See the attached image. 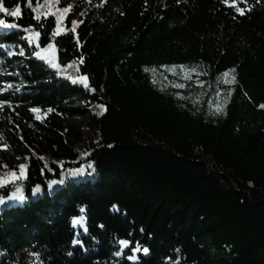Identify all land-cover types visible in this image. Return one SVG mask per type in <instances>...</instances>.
I'll return each instance as SVG.
<instances>
[{"label":"trees","instance_id":"trees-1","mask_svg":"<svg viewBox=\"0 0 264 264\" xmlns=\"http://www.w3.org/2000/svg\"><path fill=\"white\" fill-rule=\"evenodd\" d=\"M3 2L0 264H264V0Z\"/></svg>","mask_w":264,"mask_h":264},{"label":"snow or ice","instance_id":"snow-or-ice-1","mask_svg":"<svg viewBox=\"0 0 264 264\" xmlns=\"http://www.w3.org/2000/svg\"><path fill=\"white\" fill-rule=\"evenodd\" d=\"M220 2L222 4H224L225 6H227L228 8H234L236 13L240 14V15H243L245 13V9L244 8H241V7H238L237 6V0H220ZM25 4L31 9L32 13H33V19H37V17L35 16V12H36V9L35 8H32V0H25ZM70 10L69 7H65L62 9V12L63 13H68ZM23 16V12H22V8L20 5H17L15 7H12L11 9H9L8 7H6L4 5V2L3 0H0V25H6V20L3 18V17H11L17 21H19ZM44 19H47L48 18V14H46L44 17ZM54 22H55V27L54 29L52 30L51 32V38H55V37H59L61 36L62 34H66V29L62 32V28H61V17L60 15H57L54 17ZM78 23H81V22H78L77 20H72L71 21V31L73 33V41L74 43L78 46V47H81L79 45V34L77 32V26H78ZM15 27H17L19 30H24L23 29V26L22 25H19L18 23L17 24H13ZM41 27L43 28V25H41ZM35 37H42V33L41 32H35L34 33ZM28 44L29 46H31L33 44V40L31 38L28 39ZM36 47H40L39 43H36ZM56 48V45L54 42H49L45 48H42L41 51L47 53L48 55L46 56H41V51H35L33 53V57L36 58V57H39L41 58L42 60H45L47 59L49 61V63H51V67L53 66H58L59 65L55 62H53V60L50 58L51 56V53L55 50ZM85 61H84V58H81V63L83 64ZM71 66V65H70ZM176 66H172V68L169 69V71H172L173 68H175ZM192 71H195L194 69H185L183 66H181V72L182 73H185L184 75V79H190L191 76L188 74ZM175 74V73H173ZM227 76V75H225ZM89 77L87 76H82V77H79L78 79L76 80H72V83L73 84H77L78 82L83 84V86L85 88H89L90 85H89ZM227 82V81H226ZM175 87L177 88H184L185 85L184 84H176ZM5 106H7L8 108H12L13 107V102L11 100H4V99H0V108H4ZM100 107L103 109L105 108V105H100ZM260 108L264 109V104H261L260 105ZM40 111V109L36 108V107H32L31 108V112L33 113H36ZM49 112H52L53 110L51 108L48 109ZM216 111H222L221 107L219 104L216 105ZM37 119H39V117H37ZM87 155V154H85ZM28 167L27 165H24V164H21L19 165V168H20V175L23 176L24 175V170L25 168ZM88 168H92V164L89 163L87 165ZM77 171H83V167H77V168H70L68 169V174H73ZM12 175H15L14 173ZM79 223L78 220L76 219H73L72 220V224L75 225ZM81 243V241L79 240H73V244H79ZM130 244V241L127 240V239H120L119 240V245L124 248V247H127L128 245ZM133 252H137L139 251L138 248H133L132 249ZM143 253L144 254H147L149 253V249L147 247H144L143 248ZM115 256L119 257L121 256V252L120 251H116L114 253ZM129 260H132V259H135V257L133 256H129L128 257Z\"/></svg>","mask_w":264,"mask_h":264},{"label":"rangeland","instance_id":"rangeland-1","mask_svg":"<svg viewBox=\"0 0 264 264\" xmlns=\"http://www.w3.org/2000/svg\"><path fill=\"white\" fill-rule=\"evenodd\" d=\"M57 1H61L62 2V4L63 3H65L67 6H69L70 7V9H71V11H72V8H73V6H74V3H75V1H76V3L78 2L79 3V6L80 7H86V4L88 3V2H92V3H95V2H99L100 0H57ZM1 30V29H0ZM169 69L170 68H161L160 70H156L155 71V75H157V72L159 73H162L163 75H162V77L161 78H163L164 80L166 79V78H178V84H183V82L184 81H189L190 79H184V75H185V73H182L181 72V68L180 67H178V68H173L172 69V71H169ZM173 73H175V74H173ZM190 76H191V78H192V76L195 74V72H190V73H188ZM12 156V154H9L8 155V157H11ZM12 162H13V164L14 165H16V164H21L22 163V161L21 160H17V159H12ZM135 254L136 253H138V251L137 252H134Z\"/></svg>","mask_w":264,"mask_h":264}]
</instances>
